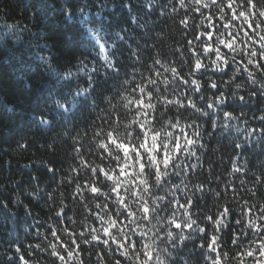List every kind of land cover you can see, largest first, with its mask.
Here are the masks:
<instances>
[{
	"label": "snow or ice",
	"instance_id": "obj_1",
	"mask_svg": "<svg viewBox=\"0 0 264 264\" xmlns=\"http://www.w3.org/2000/svg\"><path fill=\"white\" fill-rule=\"evenodd\" d=\"M55 5L69 23L92 15L84 0ZM181 10L180 40L170 53L162 41L130 45L125 62L116 51L124 36L102 34L92 21L87 36L104 54L103 73L84 60L76 71H61L39 56L61 90L56 107L79 163L55 222L45 233L37 229L35 243L8 241L7 264H264V150L240 163L253 135L264 140V126L233 142L225 173L204 159L216 151L209 142L216 130L240 119L222 111L220 123L217 105L228 103L229 90L251 85L264 95V0H172L170 11ZM216 71L227 76L206 83L205 74ZM205 89L213 94L205 97ZM49 94L38 83L32 102ZM254 119L264 122V113Z\"/></svg>",
	"mask_w": 264,
	"mask_h": 264
},
{
	"label": "trees",
	"instance_id": "obj_2",
	"mask_svg": "<svg viewBox=\"0 0 264 264\" xmlns=\"http://www.w3.org/2000/svg\"><path fill=\"white\" fill-rule=\"evenodd\" d=\"M84 2L86 7L90 6L86 11L92 13L89 20L81 22L76 18L69 23L61 20L55 0H0V35L11 34L13 30L7 25L13 24L16 26L15 39L21 41L18 46L0 52V261H4V264H7L5 253L8 241L35 243L37 229L45 233L55 222L53 213L63 199L60 193L67 196L73 190L74 186L67 178L75 175L70 173V169L79 163L72 151L73 142L63 135V128L41 132L35 125L32 96L38 84L37 56L51 57L58 49L62 58L68 61L65 69L76 71L74 65L84 60L89 67H100L103 73L104 54L98 48L85 53L91 47L87 36L88 26L100 19L106 22L109 37L116 33L124 36L123 41H118V51L125 62L130 45L133 49L137 46L145 48L153 43L159 46L162 41L165 52L170 53L173 41L180 40L178 20L183 10L181 14L172 13V0ZM149 3L151 8L147 7ZM165 4L168 5L167 9H164ZM98 12L101 15H96ZM101 32L104 34L103 30ZM51 43L55 49L52 52L44 50ZM75 52L76 59H72ZM145 62H150L147 56ZM205 76L207 83L210 79L221 80L227 73L216 71ZM86 79V76L80 77L82 86H86ZM259 93V87L253 88L251 85H246L242 93L230 89L231 99L226 105L218 106L221 108V124L224 122L222 111L233 112L240 119L229 121V129L218 128L211 138V146L216 151L208 153L204 159L214 164L217 174L225 173L230 167L228 157L232 154L233 142L237 139L243 141L250 127L264 126V122L254 119L264 113V95ZM211 94V89H205L203 93L205 97ZM9 107L14 111H8ZM73 123L83 127L79 118L74 119ZM237 128L241 131L237 132ZM249 147V153L240 157L241 164L245 159L255 162L256 155L264 150V140L260 139L258 132L251 137ZM49 167L55 169V173L48 171ZM236 182L239 183L238 180ZM49 194H52V199H49ZM224 238L227 239V236Z\"/></svg>",
	"mask_w": 264,
	"mask_h": 264
},
{
	"label": "clouds",
	"instance_id": "obj_3",
	"mask_svg": "<svg viewBox=\"0 0 264 264\" xmlns=\"http://www.w3.org/2000/svg\"><path fill=\"white\" fill-rule=\"evenodd\" d=\"M61 20L62 17H61ZM95 26L99 27L101 30L104 31V34L107 35V28L108 26L106 25V22L103 19H100L98 21H95ZM15 25L9 24L7 25V28L15 30ZM11 34H3L0 35V52H4L9 48H13L18 46V44L21 41H17L15 39V31ZM115 28L112 29L114 32ZM35 37H30L29 39H33ZM111 38L115 39V35L112 36ZM117 42V49L118 51V40ZM54 48V45L51 43V46L47 49H44L46 51L52 52ZM93 47L91 46L87 52H91ZM56 51L53 52L51 59L55 63V65L63 71L68 64V61L62 58V56L59 54V50L55 49ZM72 59H76V52L73 53ZM37 64L39 66V73L37 74V80L38 83H42L44 87L49 89L50 94L43 100L39 101L38 97V102L34 103V115H35V125L40 129L41 132H53L58 130L59 128H62L63 124L65 123V118L61 115H58V109L56 107V100L60 96L61 90L58 88V86L55 84L54 80H49L48 79V72L47 68L44 65H41L40 60H39V55L37 56ZM98 72H101V68L97 67ZM231 99V97H228V100ZM219 105H217L218 107ZM213 112V121L215 122L217 120V116L215 115L216 109H212ZM41 119H46L50 122H54V126L50 128H44L40 125V120ZM226 130V129H225ZM222 135V133H219ZM212 138V137H211ZM205 140H209V137H205ZM212 142V139L209 141ZM36 194V193H33Z\"/></svg>",
	"mask_w": 264,
	"mask_h": 264
}]
</instances>
